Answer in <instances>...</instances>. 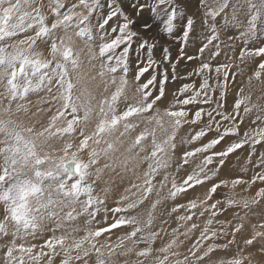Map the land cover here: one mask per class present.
Returning <instances> with one entry per match:
<instances>
[{"label": "snow or ice", "instance_id": "snow-or-ice-1", "mask_svg": "<svg viewBox=\"0 0 264 264\" xmlns=\"http://www.w3.org/2000/svg\"><path fill=\"white\" fill-rule=\"evenodd\" d=\"M47 8L50 15L45 14L43 0H0V239L10 237L0 246L3 264H54L57 256L59 264H89L93 255L94 264H111L116 249L124 248L118 254L128 256L140 243L146 246L135 252L134 264H144L154 251L161 255L153 257L152 264H251V254L245 256L243 251L257 244L264 254V223L253 225L251 234L238 242L245 224L218 219L234 207L250 211L264 201V152L256 153L257 145L264 146V104L253 103L251 92L253 80L264 84V0H199L204 35L195 54H189L195 20L177 0H48ZM232 27L238 35L222 40V31ZM76 40L96 44V51L91 47L88 51L91 59L101 61L98 75L111 76L110 83L116 85L95 107L90 83L95 77L85 79L80 73ZM236 41L243 45L238 55ZM41 44L43 51L38 50ZM225 49L233 55L229 57ZM186 62L193 67L189 69ZM245 68L250 70L247 91L237 81ZM70 69L76 73L75 82ZM129 76L132 102L127 96ZM45 82L58 84L57 93L47 102L52 107L38 106L33 114L44 113L46 125L41 122L37 130L12 119L13 103L16 113L27 112L19 101ZM171 84L177 87L169 103L158 107L169 99ZM234 86L229 108L228 95ZM254 111L255 119L243 128ZM141 118L156 127L139 131L114 159L126 138L140 127ZM185 126L192 132L179 143L190 147L178 148L177 135ZM157 128L166 133L163 140L157 138ZM246 146L249 165L259 171L248 178H220L230 155ZM177 151L181 155L175 173L170 174L169 153ZM141 152L146 154L141 157ZM101 155L111 163L100 167ZM197 156H202L200 162L179 176ZM141 164L147 167L138 172ZM117 167L134 177L135 182L123 191L103 180L107 170ZM97 182L105 187L97 190ZM205 184L210 187L203 199L177 202ZM257 184L261 186L252 196L236 199L226 194L213 199L221 188L241 186L247 192ZM153 194L157 198L146 220L129 214ZM110 196L115 197L111 205ZM167 201L172 206L166 215L175 217L176 227L168 232L167 219H162L161 226L152 230L154 211ZM76 203L96 222L79 238L74 235L78 228L64 229L65 222L80 215L72 207ZM64 207L70 210L61 217ZM101 213L103 219L97 221ZM46 219L57 220L52 234L41 244L30 242L40 239ZM122 228L130 231L115 245L99 244L101 237ZM58 229H64L63 234L56 235ZM164 235L169 241L154 249ZM126 240L133 247L125 248ZM185 240H190L187 254L173 250L184 246ZM233 247L238 251L227 260L213 259L215 253Z\"/></svg>", "mask_w": 264, "mask_h": 264}, {"label": "rangeland", "instance_id": "rangeland-1", "mask_svg": "<svg viewBox=\"0 0 264 264\" xmlns=\"http://www.w3.org/2000/svg\"><path fill=\"white\" fill-rule=\"evenodd\" d=\"M45 4V14L50 15L48 12L47 4L48 0H43ZM177 2L180 4L182 11L186 12L187 15L193 16L195 20V36L193 37V43L189 45V54H195V48L201 38H203L204 35V29L202 27L201 23V17H202V9L199 8V0H177ZM98 18V17H97ZM244 17L241 16V19ZM219 23V21H218ZM31 34V33H29ZM238 35L237 29L235 27L225 29L221 33V39L222 40H227V37L229 36H236ZM22 38V37H20ZM237 45L236 48V54L238 55L239 48L242 47L243 45L239 42H235ZM257 44L259 43L258 41L256 42ZM169 47H172L171 44L168 45ZM251 46V45H250ZM91 47L93 51H96V44L95 43H86L84 40H76V50L80 52V73L87 79L88 77H95L94 81H90L91 83V91L93 93V96L95 99L92 101L93 106L95 107L101 99H103L106 96H110L113 91H115L116 85H113L110 83L111 81V76L105 75L103 78H101L98 73L100 71V64L101 61L99 59H91L90 53L88 51V48ZM45 49L44 45H40L38 50L43 51ZM227 52V55L231 57L233 55L232 51L229 49H225ZM226 57L225 55H221L219 57L220 61H225ZM238 62V61H237ZM185 65H182V68ZM186 66L191 69L193 65L188 64L186 62ZM70 71V76L73 79V82L76 81V73L72 72L71 69ZM250 74L249 68L244 69V74L240 75L237 77L238 84L240 86H244L246 88V91L248 90V85H247V75ZM119 73H117V83L119 81ZM107 82V84H105ZM107 86V91H105V87ZM177 87V84H171V86L168 88V100H165L162 102L161 105L158 107H164L169 103V100L171 99L172 93L175 92ZM3 91V86L0 85V92ZM58 91V84L57 83H52L50 86L48 85L47 82L39 88L32 90L28 93L27 99L23 101H19L20 103H23L29 110L27 112H15V107L16 104L13 103V114H12V119L16 120L18 123H22L24 126H33L35 125L37 130L41 129V122H43L46 125V120L47 117L44 113H40L38 115H33L36 112L37 107H41L44 109H47L49 107H52L50 103H47L52 99V96L55 95ZM251 92H252V102L253 103H260L264 104V99L257 100V97L264 96V84L253 80L252 81V86H251ZM78 94V92H77ZM235 94V90L233 89V92L230 91L228 95V106L230 108V102L233 101L232 95ZM127 96L129 102H132L133 96H134V89L132 86L131 82V77L129 76V86L127 90ZM41 101H44L45 103L41 104ZM7 103V101H5ZM124 105L121 104L119 107H123ZM256 112H252L249 114L248 118L245 120L243 124V128H247L250 126L251 121L255 119ZM7 118V117H5ZM93 119H96L95 116H93ZM145 127L148 128H153L156 127L155 123L153 122L152 124H147L146 122L143 121V118H141L140 122V127L136 129L135 132L131 133L127 138H126V143L123 147L120 148V151L115 153L114 159L116 157H119L121 153L124 152V148L127 147V142H129L131 139L134 138V136L139 132L142 131ZM165 127H167V123H165ZM170 131V130H169ZM192 132V129L188 126H185L182 128L178 135H177V144L178 148L183 147V148H189L190 146L185 144L183 146L180 145L179 141L181 138L187 139L189 136V133ZM157 138L159 140H163L166 136V133L164 132L163 129L157 128L156 131ZM2 138V137H0ZM145 145L148 146L150 145V139L148 141H145ZM54 146L55 143H54ZM48 149L46 148L45 151ZM139 151V149H137ZM248 152L249 148L246 146L245 148L238 150L235 154L230 155V157L227 159V166L222 169L219 173L220 178H234L236 176H241L243 178H248L251 175L254 174L255 171H259L255 167L254 164L249 165L248 163ZM264 152V146L257 145L256 146V153ZM146 153L141 152L140 155L141 157L144 156ZM84 154L78 153V156H83ZM181 152L177 151L175 153L170 152L169 153V167L167 169V172L172 174L175 173L176 170V164L177 160L180 157ZM256 155L252 157L253 161L256 159ZM202 159V156H197L193 158L191 161L190 166H188L186 169H182L181 172L179 173V176H183L185 174V171H190L192 168L195 167L196 164L200 162ZM111 163L110 160H106L103 155L100 156V161H99V166L103 167L104 163ZM147 167L146 164H141L140 167L137 169L138 172H142L145 168ZM94 170V169H93ZM179 176L177 179H179ZM103 180L104 181H109L110 186L113 189H118L119 191H123L124 187H127L130 182H135L134 177L132 175V172H124L123 169L117 167L115 171L112 170H107L103 174ZM98 188H103L105 187V184L102 182H97ZM261 185L257 184L253 186L249 191L245 192L243 187L237 186L234 190L229 188H221L219 189L220 195L214 196L213 199H220L224 195H233L234 198L240 199L241 197L244 196H252L256 190L257 187ZM210 187L209 184H205L203 186H197L194 190H190L187 194L186 198H182L181 200L177 201L179 203L185 202V199H192V198H197L199 197L200 199H203L204 194L207 190V188ZM115 197L110 196L108 198V204H112V200ZM157 197L155 194L151 196L149 200H146L143 205H141L139 208H137L135 211L129 213L131 215H138L142 220L147 219V213L150 210L151 203L154 201ZM81 201L85 199L84 196H81ZM172 206L171 201H167L165 204L160 205L156 208L154 211V224L152 230H156L161 226V220L162 219H167V225L165 227L167 228L168 232L171 231L172 227H176V222H175V217H167L166 215V209L170 208ZM73 208L76 209L77 213H80V215L76 216V219L70 222H65L64 223V229L68 228H78L80 231L77 233H74V235L79 238L85 234L86 229H94L96 227V222L90 220L86 212L81 211V205L79 203L73 204ZM70 209L68 207H64L63 211L60 212L61 217L64 215V213H67ZM59 212L60 209H57ZM179 214H183L178 213ZM239 217V219H237ZM103 219V214L101 213L100 215L97 216V221H100ZM203 219H206V217L201 218V223L203 222ZM220 221H225V220H231L233 223H238V222H243L245 224V230L241 235L237 236V241L239 242L243 238H247L253 228V225H256L258 223H264V201H261L260 205L254 206L250 211L248 210H242L239 207H234L230 210H228L224 215H221L218 217ZM57 220L52 219V220H44L41 225V230L38 233L40 236V239L35 240V241H30L32 243H37L41 244L44 239H46L48 236H50L52 233L50 229L56 227ZM215 227H218V225H214ZM64 229H58L56 232V235H61L64 232ZM183 231V229H181ZM259 230V229H258ZM130 231L129 228H122L119 230H113L112 233L107 234L99 239V244H110V245H115L118 241V238L123 236L126 232ZM198 234V233H197ZM10 239V237H6L4 239H0V246H2L6 240ZM170 237L167 235H164L162 239H158L154 244L153 248H159L161 247L164 243H167L169 241ZM181 239H184L181 237ZM19 242V241H18ZM223 242V241H220ZM190 240H185V245L181 246L180 248L176 249L174 248V251H179L181 254H187L186 248L189 245ZM261 243H264L262 241ZM125 248H131L133 247L131 241H124ZM146 245L144 243H140L133 251V253L129 254L128 256H120L118 253L123 252L125 249L124 248H118L116 249L117 255L112 258L111 264H125V261H128L129 264H134V262L137 260V256L135 255L136 251H139ZM260 244H257L255 247L251 248H244L243 255L249 256L250 255V260L251 264H264V254L260 252ZM47 251V249H45ZM238 251L237 248L233 247L230 251H220L215 253L213 259H220V260H227L229 257H231L234 253ZM75 254V253H74ZM161 255L160 253L153 252L151 256H149L147 259L144 260V264H152L153 257ZM60 256H57L54 258V264H59ZM182 259V255L180 257ZM143 259V258H142ZM95 261V256L93 255L92 258L89 261V264H94ZM0 264H3V252L0 250ZM43 264V262H41ZM247 264V262H246Z\"/></svg>", "mask_w": 264, "mask_h": 264}, {"label": "bare ground", "instance_id": "bare-ground-1", "mask_svg": "<svg viewBox=\"0 0 264 264\" xmlns=\"http://www.w3.org/2000/svg\"><path fill=\"white\" fill-rule=\"evenodd\" d=\"M233 89L235 90V86L233 87ZM233 89L231 90L233 92ZM234 98V94L232 95V99ZM233 101L230 102V106L232 104Z\"/></svg>", "mask_w": 264, "mask_h": 264}]
</instances>
